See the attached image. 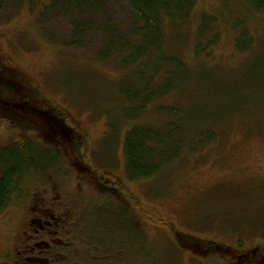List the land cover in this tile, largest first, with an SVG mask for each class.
<instances>
[{"label":"rangeland","instance_id":"374dc122","mask_svg":"<svg viewBox=\"0 0 264 264\" xmlns=\"http://www.w3.org/2000/svg\"><path fill=\"white\" fill-rule=\"evenodd\" d=\"M75 5L0 0V72L37 91L40 108L47 101L60 108L82 140L0 121V155L23 137L51 153L35 150L36 168L0 215V264H238L226 249L264 253V14L242 0H196L178 52L195 75L210 77L182 102L173 94L128 119L116 89L123 73L115 58L103 62L98 54L99 27L105 20L128 27L129 2L104 0L102 13L84 16ZM204 15L217 19L219 40L197 56ZM83 19L94 31L75 40L74 23ZM243 27L247 51L248 41L237 43ZM179 103L192 125L214 129L216 140L197 152L187 148L150 179L130 180L127 132L136 124L162 126L160 107ZM103 180L120 192L106 190ZM212 244L221 250L206 252Z\"/></svg>","mask_w":264,"mask_h":264},{"label":"trees","instance_id":"16d2710c","mask_svg":"<svg viewBox=\"0 0 264 264\" xmlns=\"http://www.w3.org/2000/svg\"><path fill=\"white\" fill-rule=\"evenodd\" d=\"M242 1L256 12L264 14V0ZM103 2L104 0H87L85 6L76 0V5L72 9L80 16L93 11L102 13ZM128 2L131 7L128 27L124 24L116 25L108 20L99 27L104 33V40L98 56L103 62L110 58L116 59L118 70L123 73L116 86L124 101L122 112L128 119H138L153 103L173 94H177L182 102L185 93L192 91L198 81L207 80L210 76L204 73L195 75L179 53L181 45L187 40L189 21L196 7V0H128ZM66 3L63 9L68 10ZM83 20L74 23L75 40L82 41L86 35L94 31L91 29L94 27L92 23ZM216 24V18L202 16L196 32L194 51L197 56L201 53L206 54L218 43ZM240 30L238 48L241 47V42L248 41L249 46L245 47L247 51L252 43L247 29L243 27ZM7 72L3 70L0 72V99L4 98L7 103L13 105L21 104L24 111L12 114L2 108L0 121L8 119L29 131L41 132L43 127L59 135L72 132L74 128L69 126L66 115L60 108L53 107L48 101L40 108L39 102L43 103V100L40 99L38 102L37 91L30 93L27 87L15 82L17 79H14L10 71ZM9 106L8 104L7 107ZM32 107L36 109L39 120L35 125L30 121ZM187 109V106L181 103L160 107V113L166 118L162 126L136 124L127 132L125 155L130 180L150 179L164 166L179 158L187 148L197 152L204 145L216 140L217 133L214 129L192 125L189 121L192 120V116L187 115ZM74 134L79 142L82 141L77 131ZM35 150H39L40 156H43V153L45 156L51 154L49 150L45 152L23 137L0 155V215L10 205L11 198L19 190L24 177L36 168L33 158ZM75 151L79 154L80 148L75 147ZM100 184L114 194L119 191L112 182L103 180ZM107 185H110L109 188ZM210 247L212 248L206 252L218 250L220 246L212 244Z\"/></svg>","mask_w":264,"mask_h":264},{"label":"flooded vegetation","instance_id":"af4514ba","mask_svg":"<svg viewBox=\"0 0 264 264\" xmlns=\"http://www.w3.org/2000/svg\"><path fill=\"white\" fill-rule=\"evenodd\" d=\"M21 92L23 93L24 90H21ZM3 104H4V107L1 106ZM8 104L10 105L9 107H7ZM2 108H5L9 113H12V114L21 113L24 111L23 110L24 108L21 104H16V105L14 104L13 105V104L7 103V101L4 98L0 99V113H2ZM31 109L33 111V114L30 117V121H31L32 125H35V124L39 123V120L37 119L36 109L34 107H32ZM17 116L18 115H16V117ZM27 117H29V116H27ZM211 248L212 247H209L208 250H210ZM217 249L221 250L220 247ZM226 251H227L226 255L228 257H233L234 259H235V257H237L236 260L234 261L235 263L237 262L238 264H264V253L261 252V254H259L260 249H258V248L254 249V250L252 249V250H244V251L237 250V249L232 251V249L231 250L226 249ZM208 253H209V251H208Z\"/></svg>","mask_w":264,"mask_h":264}]
</instances>
